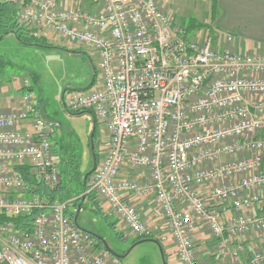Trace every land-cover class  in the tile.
Returning a JSON list of instances; mask_svg holds the SVG:
<instances>
[{
	"label": "built area",
	"instance_id": "2783aa9c",
	"mask_svg": "<svg viewBox=\"0 0 264 264\" xmlns=\"http://www.w3.org/2000/svg\"><path fill=\"white\" fill-rule=\"evenodd\" d=\"M11 1L28 36L98 57L97 84L64 99L107 128L82 197L104 202L134 238L165 243L173 264H264V247L248 257L241 241L264 230V54L240 53L214 29L189 32L156 0H95L97 13L67 0ZM30 88L20 80V105L0 114V264H122L68 218L73 200L29 194L18 168L50 189L61 183L53 128ZM131 198H152L159 226ZM198 230L211 246L199 248Z\"/></svg>",
	"mask_w": 264,
	"mask_h": 264
},
{
	"label": "rangeland",
	"instance_id": "374dc122",
	"mask_svg": "<svg viewBox=\"0 0 264 264\" xmlns=\"http://www.w3.org/2000/svg\"><path fill=\"white\" fill-rule=\"evenodd\" d=\"M156 1L169 16H174L182 24L192 20L204 26L210 23L211 6L208 0ZM171 4L175 6L170 9ZM203 31L206 32V28ZM54 37H45L47 47H35L20 44L13 35L6 36L0 43V85L5 81L6 84L14 85L15 90L20 88V80L29 82L32 102L37 103L42 99V113L52 121L53 148L57 154L62 148L66 157L72 156L76 162L75 172L84 178L85 173L94 167L93 158L98 164L103 158L106 147L102 144L107 136L106 125L95 123L87 113H71L63 106L61 97L66 90L80 91V88L88 87L94 79L98 82L99 75L95 74L98 57L90 47H70ZM28 71H33L37 80ZM124 175L131 179L139 178L132 171L125 170ZM99 204L103 209L104 202L99 201ZM103 210L106 222L94 215L88 202H85L77 223L101 238L117 256L123 257L129 252L123 259H119L122 264H164L156 240L138 244L130 250L135 243L134 236L113 214L107 213L106 208ZM160 219L158 217L159 224ZM109 224H114L115 230ZM162 247L166 264H173L172 251H168L165 243H162Z\"/></svg>",
	"mask_w": 264,
	"mask_h": 264
},
{
	"label": "crops",
	"instance_id": "0c3cea01",
	"mask_svg": "<svg viewBox=\"0 0 264 264\" xmlns=\"http://www.w3.org/2000/svg\"><path fill=\"white\" fill-rule=\"evenodd\" d=\"M208 1L211 6V10L209 13L210 14L209 25L212 26L205 25V27L214 29L218 33L228 34L229 36H232L235 45L238 51H240V53L253 52L256 54H264V0H208ZM73 4L79 6L83 10H87L92 13H97L100 11V7L98 6L95 0H67L65 2V6H72ZM174 6L175 5L171 4L170 9L173 8ZM205 27L203 26L202 29H205ZM57 39L66 45H70V47L75 46L73 44L68 43L65 40H61L59 38ZM96 70H97V66L95 68V74H97ZM30 72L33 71H28L27 73ZM95 84H97L96 79H94L93 82H91L88 87L80 88V91L88 90L89 88H92ZM14 88H15L14 85L6 84L5 81L1 83L0 114L4 113L9 108L18 107L20 105L22 99L21 96L22 90L18 87L17 89L14 90ZM30 90H29V94H30ZM69 91L70 90H66L61 97L63 106H64L65 96ZM33 104L35 105L36 109H38L41 113L43 112V110L41 109V106H43L42 99H39L37 103L33 102ZM86 113L89 114L91 118H93V116L89 112ZM42 115L44 119L47 122H49L53 128L51 119L47 117V115L45 116L44 113H42ZM93 121L95 123L97 122L94 118ZM107 140H108V134L106 136L105 141L102 144L104 145V147H106ZM53 150L56 156V160L58 158H64V157L66 158V154L64 153L62 148L58 153L60 157H57L58 154L56 152V149L53 148ZM262 201L264 204V197ZM131 202L139 211L143 213L147 223L151 228H155V226H159L158 217H160V215L158 214V211L155 207V203L152 198H144V199L131 198ZM105 208L107 213H109L108 211L109 209L107 205L104 203L103 209ZM221 216L223 219H228L231 216L230 209L225 208V211H223V213L221 212ZM194 235L196 241L200 245L199 248L201 250H203L205 247L211 246L210 237L209 234L206 232V230H198ZM241 241L244 246L246 256L249 257L254 250L264 247V230L259 233H250L244 236Z\"/></svg>",
	"mask_w": 264,
	"mask_h": 264
},
{
	"label": "trees",
	"instance_id": "16d2710c",
	"mask_svg": "<svg viewBox=\"0 0 264 264\" xmlns=\"http://www.w3.org/2000/svg\"><path fill=\"white\" fill-rule=\"evenodd\" d=\"M17 7L11 0H0V43L5 38L6 35H13L20 44L26 46H35V47H47V43L45 38H33L28 36L26 30L20 26L17 21ZM189 32H192L196 29H202L203 26L201 24L195 23L192 21H187L184 24ZM205 27V26H204ZM209 32L211 29L209 27H205ZM35 80H37L36 75L34 72L29 73ZM82 91V90H81ZM68 110V109H67ZM71 112V111H70ZM74 114L86 113V112H71ZM59 171L61 175V183L54 189H50L41 183L34 182L33 179L27 174L24 168H18L17 171L20 173L23 180L31 187L32 191L29 193L31 195H38L49 198L50 200L60 201V202H68L73 200L71 207L67 210L66 215L68 218L73 222V218L75 216L77 206L81 205V211L84 208L85 202H88V205L91 208V211L94 215L99 216L103 221H107V217L104 214V210L99 204L98 199L92 195H86L85 200L82 201V194L87 189V182L89 176L93 172V168L90 172L85 173V176L88 175L87 179L84 180L83 175H81L76 171V166L74 165L75 159L72 156L58 158L57 159ZM98 161H96V165ZM28 194V195H29ZM80 213L78 214L79 218ZM77 218V220H78ZM78 222V221H77ZM15 223L18 227L27 226L31 223V216L25 218H19L15 220ZM146 225H149L147 221L145 222ZM80 229L89 232L94 237L98 238L91 230L83 229L80 225L76 224ZM112 230H115L114 224L108 225ZM98 240V239H97ZM142 240H152L155 241L156 239H142V238H135V243ZM155 242L162 248V244ZM98 245L100 248L103 247L102 243L98 240Z\"/></svg>",
	"mask_w": 264,
	"mask_h": 264
},
{
	"label": "water",
	"instance_id": "95a60500",
	"mask_svg": "<svg viewBox=\"0 0 264 264\" xmlns=\"http://www.w3.org/2000/svg\"><path fill=\"white\" fill-rule=\"evenodd\" d=\"M93 161H94V167H93V170L95 169V167H96V161H95V158H93ZM92 170V171H93ZM87 177H88V175H86L85 177H84V180H86L87 179ZM85 199V197H82V201ZM80 210H81V205L79 204L78 206H77V210H76V213H75V216H74V218H73V223L74 224H77V218H78V214H79V212H80ZM101 243H102V245H103V248H104V250L106 251V252H108L109 254H111L112 256H114V257H116V258H118V259H123L129 252H127L126 254H125V256H123V257H119V256H117L116 254H114L108 247H107V245L105 244V242L104 241H102V239L101 238H97ZM146 242H153L152 240H142V241H138V242H136V243H134L133 244V246L130 248V250H132L136 245H138V244H141V243H146ZM159 246V245H158ZM129 250V251H130ZM159 250H160V253H161V256H162V260H163V262H164V264H166V262H165V260H164V253H163V250H162V248L159 246Z\"/></svg>",
	"mask_w": 264,
	"mask_h": 264
}]
</instances>
